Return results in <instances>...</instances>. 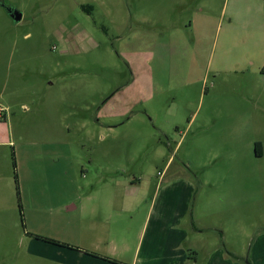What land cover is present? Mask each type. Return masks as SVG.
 Returning <instances> with one entry per match:
<instances>
[{
    "label": "rangeland",
    "instance_id": "obj_1",
    "mask_svg": "<svg viewBox=\"0 0 264 264\" xmlns=\"http://www.w3.org/2000/svg\"><path fill=\"white\" fill-rule=\"evenodd\" d=\"M0 107V264H94L89 205L67 209L92 164L146 195L123 262L155 186L191 171L199 259L264 264V0H0Z\"/></svg>",
    "mask_w": 264,
    "mask_h": 264
},
{
    "label": "crops",
    "instance_id": "obj_2",
    "mask_svg": "<svg viewBox=\"0 0 264 264\" xmlns=\"http://www.w3.org/2000/svg\"><path fill=\"white\" fill-rule=\"evenodd\" d=\"M207 21L209 18L201 14L198 25L205 26ZM53 155L55 158L67 157L66 152L61 150H54ZM80 167L83 169L82 166ZM89 170L96 176L91 192L86 194L82 202L67 209L70 211L80 208V211L85 212L89 205L91 228L94 233L96 232L95 243L92 244L93 253L97 255L93 256L94 264H128L121 260L125 253L130 252V246L124 235L127 233L128 237L130 234L128 231L131 229L129 221L131 213L139 214L141 202L147 204L146 195L141 200L138 198L139 195L134 194L132 197L131 194H124L126 189L134 191L140 189L141 184L129 183L126 179L115 181L113 170L109 171L98 164H92ZM192 174L188 171L187 175H182L183 177L172 178L164 185L161 183L155 186L148 209L144 211L145 218L141 231L143 238L140 236L137 243L140 245V251L138 255L135 253L130 264H227L226 253H223L216 245L211 246L210 254L199 259V252L204 247L209 248V244L190 236L202 234L207 230V227L200 228L194 224H188L192 223L191 213L196 209L199 213L208 211L212 203L210 199L204 201L200 198V204L197 206L203 183L200 184L194 180ZM116 183L119 188H122V195L119 192L116 194L113 192ZM63 207L61 205L59 209ZM114 214H118L119 218L112 225L113 228L118 229L117 236L110 232L105 234L109 231V219ZM126 215H129L128 219L123 217ZM192 220L194 221L193 218ZM106 244L111 247L109 252H103L101 249L106 248L103 247Z\"/></svg>",
    "mask_w": 264,
    "mask_h": 264
},
{
    "label": "water",
    "instance_id": "obj_3",
    "mask_svg": "<svg viewBox=\"0 0 264 264\" xmlns=\"http://www.w3.org/2000/svg\"><path fill=\"white\" fill-rule=\"evenodd\" d=\"M8 13H9L10 17L14 20V22L20 21L21 16L18 13L12 12V10H8Z\"/></svg>",
    "mask_w": 264,
    "mask_h": 264
},
{
    "label": "trees",
    "instance_id": "obj_4",
    "mask_svg": "<svg viewBox=\"0 0 264 264\" xmlns=\"http://www.w3.org/2000/svg\"><path fill=\"white\" fill-rule=\"evenodd\" d=\"M83 8V7H82ZM85 9V8H84ZM5 118V117H4ZM3 118V119H4ZM260 143H255V153H256V156H261V148H260ZM46 241V240H45ZM54 243V242H53ZM93 256H97L95 253L93 254ZM116 262V261H114Z\"/></svg>",
    "mask_w": 264,
    "mask_h": 264
},
{
    "label": "built area",
    "instance_id": "obj_5",
    "mask_svg": "<svg viewBox=\"0 0 264 264\" xmlns=\"http://www.w3.org/2000/svg\"><path fill=\"white\" fill-rule=\"evenodd\" d=\"M7 109L0 107V119L6 117Z\"/></svg>",
    "mask_w": 264,
    "mask_h": 264
}]
</instances>
